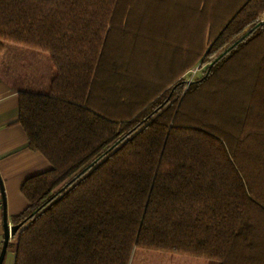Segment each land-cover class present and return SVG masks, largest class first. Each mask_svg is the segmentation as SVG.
I'll return each mask as SVG.
<instances>
[{
  "label": "trees",
  "instance_id": "obj_1",
  "mask_svg": "<svg viewBox=\"0 0 264 264\" xmlns=\"http://www.w3.org/2000/svg\"><path fill=\"white\" fill-rule=\"evenodd\" d=\"M263 11L0 0V53L42 51L53 69L46 91L18 95L17 123L50 169L21 186L13 264H130L136 248L264 264Z\"/></svg>",
  "mask_w": 264,
  "mask_h": 264
},
{
  "label": "crops",
  "instance_id": "obj_2",
  "mask_svg": "<svg viewBox=\"0 0 264 264\" xmlns=\"http://www.w3.org/2000/svg\"><path fill=\"white\" fill-rule=\"evenodd\" d=\"M14 51L36 57L32 61L35 65L25 68L24 76L20 70L12 71L7 66L8 61L3 59L6 53ZM37 53L34 49L8 44L0 58V253L7 226L16 224L14 218L28 205L21 192L22 184L29 177L50 169L49 162L39 152L27 146V136L17 123L19 92L44 90L42 82L37 79L42 74L38 72ZM21 77L23 80L19 81ZM20 229L8 237L1 264L14 263V248Z\"/></svg>",
  "mask_w": 264,
  "mask_h": 264
},
{
  "label": "rangeland",
  "instance_id": "obj_3",
  "mask_svg": "<svg viewBox=\"0 0 264 264\" xmlns=\"http://www.w3.org/2000/svg\"><path fill=\"white\" fill-rule=\"evenodd\" d=\"M259 20H264V11L260 14ZM185 28V27H184ZM177 29V25L176 28ZM184 33V32H183ZM179 38H175L177 41L180 42V44H189L191 41L188 38H184V35L182 34V37L180 35ZM183 38V39H182ZM172 41L168 40V42L165 44L167 47L171 46ZM8 45V44H6ZM4 50V49H3ZM9 51V50H8ZM3 52V51H2ZM0 53V58L1 54ZM3 56V55H2ZM4 61L7 62V66L12 70L15 71V69L20 70L22 73H24L25 68L31 67V65H35V62L32 63L36 59V57L32 56L31 54L27 53L24 55H21L17 52H11L6 53L3 57ZM37 67L38 72H42L40 76H38V81L42 82L43 85V91H46L49 86V78L53 76V69L51 67V63L49 60V56L47 53L38 51L37 53ZM213 57L209 59H205L202 64L195 65L192 67L189 71H186L182 75L179 76V80H193L201 76L203 70L206 68L207 64L212 60ZM32 63V64H31ZM13 68V66H15ZM52 75V76H51ZM23 80V77L19 79ZM48 84V86H47ZM47 87V88H46ZM46 88V90H45ZM130 264H218L217 261L212 259H206L201 257H195L190 255H182V254H174V253H168L164 251H156V250H149L144 248H136L133 252V255L130 260Z\"/></svg>",
  "mask_w": 264,
  "mask_h": 264
},
{
  "label": "water",
  "instance_id": "obj_4",
  "mask_svg": "<svg viewBox=\"0 0 264 264\" xmlns=\"http://www.w3.org/2000/svg\"><path fill=\"white\" fill-rule=\"evenodd\" d=\"M260 21L264 23V20H260ZM19 228H20L19 224H13L11 226H7L5 230V241H4L1 253H0V264H1L4 252H5L8 237L14 235L19 230Z\"/></svg>",
  "mask_w": 264,
  "mask_h": 264
}]
</instances>
